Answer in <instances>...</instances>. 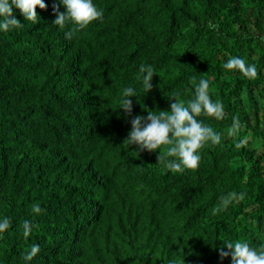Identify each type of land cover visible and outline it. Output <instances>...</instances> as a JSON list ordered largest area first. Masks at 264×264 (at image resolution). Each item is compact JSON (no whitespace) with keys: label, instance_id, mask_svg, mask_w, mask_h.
<instances>
[{"label":"trees","instance_id":"trees-1","mask_svg":"<svg viewBox=\"0 0 264 264\" xmlns=\"http://www.w3.org/2000/svg\"><path fill=\"white\" fill-rule=\"evenodd\" d=\"M44 2L38 23L13 9L24 26L0 31V264H231L226 241L264 247V0H92L102 18L71 39ZM232 57L257 77L225 69ZM193 78L224 106L223 119L197 117L221 142L175 173L157 163L167 146L124 141L135 116L194 98ZM229 193L245 198L214 212Z\"/></svg>","mask_w":264,"mask_h":264},{"label":"clouds","instance_id":"clouds-1","mask_svg":"<svg viewBox=\"0 0 264 264\" xmlns=\"http://www.w3.org/2000/svg\"><path fill=\"white\" fill-rule=\"evenodd\" d=\"M64 11L61 12L60 8ZM46 10L44 0H0V31H11L22 28L16 19L13 9H16L24 17L25 21L32 24L38 23L36 9ZM52 14L55 16L54 25L61 29L69 23L75 27L65 33L66 39H71L75 30H83L92 22L101 19L102 11L98 10L92 0H55L52 5ZM224 68L240 72L244 77L256 78L258 73L255 65H248L240 57H232L224 64ZM139 72L142 74V86L146 93L152 89V78L154 70L149 65L141 64ZM195 85L194 98L185 102L173 98L170 111H148L147 117L135 116L131 120V130L127 134L124 143L135 145L140 151L154 152L164 146L163 154L159 152L157 163H163L165 168L182 173L186 169H196L199 165V151L208 143L213 145L221 142V135L210 126L205 125L197 119L201 115L215 119L224 118V106L222 102L213 101L210 96V86L206 79L196 83L195 78L191 81ZM133 87H127L122 92L121 109L127 115L132 113L131 97H135ZM241 124L238 117H233V124L229 134L234 135L240 129ZM173 158V159H169ZM244 193H229L220 197V206L214 212L226 209L233 201H242ZM39 204L32 206V212L41 213ZM11 226V221L5 217L0 221V233L5 232ZM23 235L28 237L31 233L32 224L25 220L23 222ZM40 252L39 245L33 244L24 260L30 262ZM231 257V264H264V247L257 250L249 245L247 241H226L219 249L221 260Z\"/></svg>","mask_w":264,"mask_h":264}]
</instances>
